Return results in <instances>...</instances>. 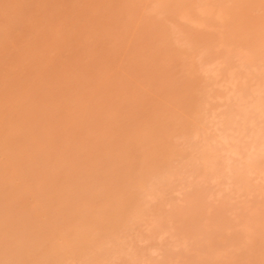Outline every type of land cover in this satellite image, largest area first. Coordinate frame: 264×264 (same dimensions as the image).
<instances>
[{"label":"rangeland","instance_id":"374dc122","mask_svg":"<svg viewBox=\"0 0 264 264\" xmlns=\"http://www.w3.org/2000/svg\"><path fill=\"white\" fill-rule=\"evenodd\" d=\"M0 264H264V0H0Z\"/></svg>","mask_w":264,"mask_h":264}]
</instances>
